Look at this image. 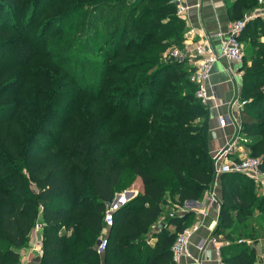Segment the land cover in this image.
Returning <instances> with one entry per match:
<instances>
[{"label":"trees","instance_id":"1","mask_svg":"<svg viewBox=\"0 0 264 264\" xmlns=\"http://www.w3.org/2000/svg\"><path fill=\"white\" fill-rule=\"evenodd\" d=\"M154 1L0 0V101L12 98L0 102V126L16 123L0 127V264L18 263L37 217L39 264H173L170 245L194 214L175 207L199 199L215 173L208 109L193 94L186 63L167 55L185 39V22L174 1ZM255 3L225 0L228 19ZM256 29L264 33L258 16L238 36L251 44L248 62L243 52L240 61V124L242 144L264 171V47L254 45ZM12 75L22 83H5ZM136 178L140 189L106 226V205ZM219 182L212 234L221 262L254 264L252 242L232 235L246 230L255 209L264 211V192L241 172H222Z\"/></svg>","mask_w":264,"mask_h":264},{"label":"built area","instance_id":"2","mask_svg":"<svg viewBox=\"0 0 264 264\" xmlns=\"http://www.w3.org/2000/svg\"><path fill=\"white\" fill-rule=\"evenodd\" d=\"M173 1L176 5V12L181 15L185 11L186 5L180 0ZM251 16L252 15H245L237 19L228 20L223 32L214 33L215 35L220 36L219 41L215 46L212 45L208 39L195 41L193 44L187 43L186 39H184L180 46L172 45L168 48L167 55L172 56L178 61L185 62L189 67L187 78L194 85L193 94L205 107H210L212 105L211 102L214 100V93L207 85L212 64L218 59H223L227 62L241 61L242 50L238 36L245 22L252 18ZM245 101L244 98L240 97L239 88L237 87L236 92L230 101V104L235 108L234 114H217V125L220 127L232 125L233 131L228 142L211 156L212 167L215 174H220L222 172H241L253 178L257 183L262 184L264 183V171L259 168V159L250 155L247 148L242 144L247 141V139L241 134L240 124V110ZM123 200L124 198L122 197L121 202H123ZM186 202L187 201L185 200L181 205H177L174 211L180 214L185 212L187 208L193 210L194 206ZM109 203L106 205L103 214V220L106 226L111 224V211L118 206L115 201L111 203L112 207ZM196 205L198 206L199 204ZM41 207L42 206L39 204L38 214H40ZM174 211L170 210L169 215H173ZM200 223L201 220L194 221L175 235V238L170 245L171 261L173 264H177L183 257L191 258L196 264H202L201 257L192 255L189 250L191 236ZM215 225L216 220H213L209 225L210 235L207 240L213 244L214 249L218 253L220 244L212 234ZM41 229L42 222L39 217H37L33 223L30 234V249L33 251L39 250V253ZM105 242V236L100 234L95 243V250L97 253L103 250ZM195 248L200 253H206L205 239L203 238L196 242Z\"/></svg>","mask_w":264,"mask_h":264},{"label":"crops","instance_id":"3","mask_svg":"<svg viewBox=\"0 0 264 264\" xmlns=\"http://www.w3.org/2000/svg\"><path fill=\"white\" fill-rule=\"evenodd\" d=\"M184 2L186 4V9L181 14V16L185 22L186 42L193 44L195 41L208 39V41L215 46L218 43L220 36L215 35L214 33L223 32L225 30L226 23L229 20L225 11V0H184ZM239 63L240 62H227L223 59H218L212 64L211 72L207 80L209 89L214 93V100L211 102L212 105L207 107L209 111L208 151L210 156H212L228 142L233 131L232 125H227L224 127L218 126L216 122V116L217 114L221 113L234 114L235 108L230 104V101L233 98L237 87L239 86L240 79L238 81L237 77L241 74L236 71L238 68L234 69L238 67ZM133 183L134 181L129 186H127L124 191L121 192L123 194L122 197L124 200L121 202L122 197H119V199L115 201L116 205L120 206L126 201V199L128 200L134 196L137 190L140 189L139 181L135 182V186L132 185ZM259 185L260 184L257 183L256 191L260 194L264 192V188L259 191ZM121 193H114L112 200L114 201L115 196L121 195ZM219 195V174H214L210 187L203 191L201 197L197 200H193L192 202H186L194 206L193 210L190 208H187L186 210L194 213L192 222L201 220L200 225L191 236L189 250L191 251L192 255L201 257L202 264H224L221 262L219 252L217 253L213 244L207 240L210 235L209 225L213 220H217ZM196 204L199 205L197 206ZM258 212L263 211L255 209L252 214ZM162 217L163 216L161 214L158 219L161 220ZM168 227L172 228L171 225H168ZM248 229L251 231L252 226L250 225ZM203 238L205 239L206 253H200L195 248L196 242ZM145 239L148 244H152L155 240V237L149 234ZM253 242L254 238L252 240V244L255 245ZM218 243L221 244L219 239ZM30 248L31 237L29 238L27 245L19 249L17 264H39V250L33 251ZM177 264L196 263L191 258L183 257ZM254 264H257L256 258Z\"/></svg>","mask_w":264,"mask_h":264},{"label":"rangeland","instance_id":"4","mask_svg":"<svg viewBox=\"0 0 264 264\" xmlns=\"http://www.w3.org/2000/svg\"><path fill=\"white\" fill-rule=\"evenodd\" d=\"M170 1H173V0H170ZM180 1L185 4L184 0H180ZM161 2H164V0H155L151 4H158V3H161ZM255 2H256L255 5H253L247 11L243 12L242 16L252 15L251 16L252 18L258 16V17L262 18V20H264V0H255ZM238 18H240V16H238ZM235 19H237V18H235ZM256 30H257L256 31L257 32L256 35H257V38H258L259 42L255 43L254 45H256L258 47H261V46L264 47V33L262 31H259V29H256ZM240 42H241V50L243 52L244 57L246 58V61L248 62L249 52H247V47H249L251 44H249L247 38L241 39ZM3 51H4V49H0V53H3ZM245 58H244V61H245ZM240 63L238 64V67H236L234 69H237L238 68V70H236V71H238L241 74L242 70L240 69V66H241ZM4 68L5 67H3L2 69H0V83L5 80V79L2 78L3 77V74L5 73L3 71ZM8 74H11V73L8 72ZM12 78H15V80L6 81L5 83H8L9 85H16V84L18 85V84H21L22 83L21 81H19V78H17V76H13L12 75ZM240 78H241V75L240 76L238 75V77H237L238 81H239ZM240 82L241 81H239L238 88H240ZM39 83L43 84L42 81H39ZM236 84H237V81H236ZM9 91H10V89H9ZM7 96L4 99H2L0 102L1 103H7V102H9L12 98L11 97H7ZM208 114H209V111H208ZM14 124H16V123L15 122L14 123L9 122V123H5L4 125H2L0 127H2L4 130H11V125H14ZM138 181H139L138 179H135L134 180V183L132 185L135 186L136 185L135 182H138ZM263 188H264V183H262V184H260L258 186L259 191H261ZM125 189H126V187L115 191V193H118L119 194L122 191H124ZM121 195H123V194L121 193ZM121 195L115 196L116 200L114 198V201H117L119 199V197H122ZM112 202H113V200L111 199V201L109 203V205L111 207H112V204H111ZM114 209H116V208H113V210ZM246 223L248 225H247L245 231H242V230L240 231L239 229H236V230H234L232 236L235 237V238L236 237L237 238L240 237L241 239L245 240V242H247V243H249V242L251 243L252 242L253 239L251 237L253 236V238H254V242L253 243H255V245L252 244V246L254 248V258L257 259V264L258 263L259 264H264V211L263 212L254 213V214L250 215L246 219ZM250 225L252 226V230L251 231H248V228L250 227ZM150 227H151L150 228L151 230L152 229L154 230V228H155V230L157 229L155 223L152 224ZM219 241H220V239H219ZM254 261H255V259H254Z\"/></svg>","mask_w":264,"mask_h":264},{"label":"water","instance_id":"5","mask_svg":"<svg viewBox=\"0 0 264 264\" xmlns=\"http://www.w3.org/2000/svg\"><path fill=\"white\" fill-rule=\"evenodd\" d=\"M186 201L191 202V201H193V200H192V199H186Z\"/></svg>","mask_w":264,"mask_h":264}]
</instances>
